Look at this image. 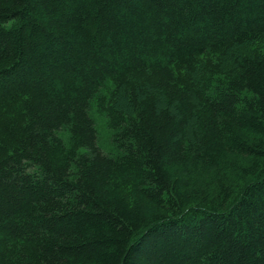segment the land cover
<instances>
[{"label": "trees", "instance_id": "16d2710c", "mask_svg": "<svg viewBox=\"0 0 264 264\" xmlns=\"http://www.w3.org/2000/svg\"><path fill=\"white\" fill-rule=\"evenodd\" d=\"M263 48L264 0H0V264H264Z\"/></svg>", "mask_w": 264, "mask_h": 264}, {"label": "rangeland", "instance_id": "374dc122", "mask_svg": "<svg viewBox=\"0 0 264 264\" xmlns=\"http://www.w3.org/2000/svg\"><path fill=\"white\" fill-rule=\"evenodd\" d=\"M264 52V48L262 49ZM198 75H196L197 77ZM115 87L113 84L108 85L106 88L101 91L100 100L97 99L94 104H92L91 113L95 119L97 134H98V145L100 148L107 154L118 155L121 151V148L118 146L117 142V124L119 120V114L111 116L110 104L115 103L116 107L119 109H123L125 106V100L123 97V93L117 95L114 93ZM217 171H212L211 174L206 173L204 178L206 181L210 182L213 179H218ZM118 185L120 190H122L125 194L128 195L132 200H141L139 194L135 189V178L127 177L120 178L118 180ZM144 207L151 210L150 205L145 202Z\"/></svg>", "mask_w": 264, "mask_h": 264}]
</instances>
